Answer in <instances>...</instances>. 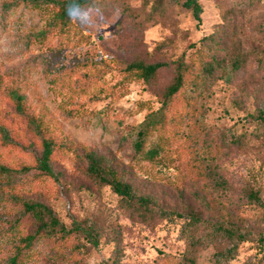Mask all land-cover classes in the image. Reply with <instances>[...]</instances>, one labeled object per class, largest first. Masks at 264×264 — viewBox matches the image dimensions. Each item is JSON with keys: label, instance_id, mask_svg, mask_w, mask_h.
<instances>
[{"label": "rangeland", "instance_id": "1", "mask_svg": "<svg viewBox=\"0 0 264 264\" xmlns=\"http://www.w3.org/2000/svg\"><path fill=\"white\" fill-rule=\"evenodd\" d=\"M235 1L202 0L198 23L170 0L163 13L153 11L154 0H99L101 14L85 7L78 36L56 50L53 0H0V164L10 169L0 174V264L16 254L17 264H109L115 256L119 264H187L189 257L215 264V253L227 247L220 241L192 247L182 218L144 219L127 210L110 185L88 172L83 146L165 209L201 211L208 220L228 218L256 237L264 234V206L247 196L252 191L264 200V125L252 117L264 112V1L230 14ZM198 49L224 62L204 84L194 83L195 113L158 154L146 155L158 133L137 153V128L160 106L175 69L165 67L150 81L124 80L123 70L133 61L197 57ZM14 93L23 96L29 118L18 113ZM30 118L71 146L55 151L51 173L38 166L41 136ZM36 199L68 229L95 221L105 233L101 243L73 233L39 237L28 247L23 238L36 221L23 202ZM227 264H264V247L243 241Z\"/></svg>", "mask_w": 264, "mask_h": 264}, {"label": "trees", "instance_id": "2", "mask_svg": "<svg viewBox=\"0 0 264 264\" xmlns=\"http://www.w3.org/2000/svg\"><path fill=\"white\" fill-rule=\"evenodd\" d=\"M27 1V0H26ZM38 3L41 0H28ZM173 3H179L187 10L191 11L198 23L202 22V14L204 6L202 0H170ZM264 0H236L230 8V14L234 12L235 7L240 11L242 6L249 5L255 7ZM68 0H53L54 13L50 19V26L56 27L60 35L58 49H63L64 43L68 38L78 36L79 28L72 23L66 14V4ZM148 4L150 0H145ZM84 8L89 4L86 0H81ZM164 0H154L152 9L154 12L165 10ZM6 8H10L11 4L7 3ZM85 36L81 33V37ZM207 39V37L205 38ZM209 39V38H208ZM199 56L185 58V55L171 62H153L146 63L143 61L130 62L123 70L124 80L127 81H150L157 76L160 70L165 67L173 66L175 74L172 82L166 87L161 97L160 106L157 109L150 110L145 119L139 124L133 147L137 153H141L147 140L154 134L158 133L159 142L156 146L146 152V155L153 156L158 154L167 142L176 139L178 134L177 125H183L190 116L195 113L196 97L193 96L192 89L194 83L204 84L208 76H212L217 67L224 61L218 57H208L201 49L196 50ZM52 58V57H51ZM263 61L260 60V63ZM234 69L240 67V60L234 59L231 62ZM199 69V72L196 70ZM198 74H202L198 75ZM13 98L17 101V111L21 115L30 117L23 105V96L14 93ZM260 120L264 125V112L252 115ZM30 129L41 136V155L37 158L38 166L46 173L52 172L51 163L58 148L70 149L68 144H58L51 136H47L40 124H37L32 118L29 119ZM3 128V127H2ZM84 156L87 162V170L100 183L110 185L112 190L120 197L123 206L142 218L160 216L170 220L182 218V233L187 238L188 243L192 247H200L212 244L214 242H227L228 245L221 251L215 253V264H227L238 253L239 247L243 241L258 240L264 247V234L256 237L252 229L244 228L235 222L226 219H218L216 221L208 220L201 211H189L182 213L178 210L165 209L161 207L156 199L148 193L139 191L129 181L125 180L121 174L112 166L109 159L99 155L95 150L87 146H83ZM10 169L7 165L0 164V174H8ZM247 196L251 201L264 206V200L256 192H249ZM23 207L26 213L31 214L36 221L34 232L28 234L23 240L29 247L36 238L39 237H60L65 238L73 233L82 234L91 243L92 246H98L101 239L105 236L104 231L96 224L95 221L86 222L74 228L68 229L58 219L52 207L40 199L32 201H24ZM116 238H108V242H115ZM118 248L114 254H117ZM18 254L11 258L9 264H17ZM187 264H195L194 258L189 257ZM109 264H119L117 256Z\"/></svg>", "mask_w": 264, "mask_h": 264}, {"label": "clouds", "instance_id": "3", "mask_svg": "<svg viewBox=\"0 0 264 264\" xmlns=\"http://www.w3.org/2000/svg\"><path fill=\"white\" fill-rule=\"evenodd\" d=\"M90 5L88 12L92 16H98L101 14V8L99 7V0H86ZM66 14L68 15L69 20L74 24L86 23V15L84 5L81 3V0H68L66 4Z\"/></svg>", "mask_w": 264, "mask_h": 264}]
</instances>
